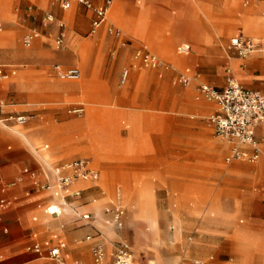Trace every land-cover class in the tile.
Returning a JSON list of instances; mask_svg holds the SVG:
<instances>
[{"label": "crops", "instance_id": "obj_1", "mask_svg": "<svg viewBox=\"0 0 264 264\" xmlns=\"http://www.w3.org/2000/svg\"><path fill=\"white\" fill-rule=\"evenodd\" d=\"M14 1L0 0V15L7 16ZM28 1L37 2L30 8L33 7L35 13L39 14L43 12V6L48 0ZM105 1L93 0L97 7L104 6ZM53 5L59 6L64 11L72 9L74 5L83 7L74 3L70 9L65 10L55 0H53ZM263 9L264 0H252L250 7H247L246 4L242 5V0H112L106 20L97 30L95 36L106 25L108 17L111 25L107 28V33L111 35L110 28L118 29L121 32V37L117 38L119 42L130 44H128L129 47H126L127 49L120 51L118 59H112L113 62H110L108 69H104L107 72L108 84L112 87L120 67L129 61V50L133 52L134 60L141 66V55L149 52L157 55L170 66L169 69L155 68L164 71L170 70L172 64L161 58L158 53L162 54L163 48L170 41L182 40L183 42L176 47L179 57L175 61L179 66L187 67L183 70H176L175 83H178V78L181 75H188L192 78V82L186 86L190 87V92H199V87L203 84L223 89L226 85L227 69H231L243 87L264 94V12L260 15V11ZM86 10L92 13L93 21L94 13ZM49 13L53 15L51 12H47L46 15ZM83 13H85L84 10ZM215 21L224 26L231 21L240 24L242 33L239 32L233 36L243 34L255 37L261 41L263 50L246 58H239L230 47V40L226 47L220 46L216 42V33L213 27ZM0 23L2 24L1 32L3 30L1 18ZM122 29L133 40L145 42L152 49L145 44L135 45L124 35ZM150 32L156 35V40L149 39ZM182 45H189L188 53L179 52L178 49ZM5 46L6 42L0 37V82L16 76L19 71L18 68L9 64L13 61L14 54L4 49ZM82 56H84L83 52ZM55 64L60 63H54L51 67L57 77L53 68ZM135 67L136 65L133 68ZM124 69L129 70V76L127 81L122 84L121 76ZM124 69L119 74L120 85H125L134 74L131 68ZM25 75L27 73L21 71L18 76ZM96 76L95 68L87 70L88 80L92 81ZM114 91L117 92V89L114 88ZM18 97L35 102L39 99V93L29 91L19 93ZM202 99V101L193 104L195 110L204 114L214 113L216 104L203 97ZM0 105L4 107L2 117L33 115L27 109L17 108L25 104L7 100L2 87H0ZM87 105L88 112L83 120L84 124L81 127V122H79L76 123V126L81 129L88 126L90 130L87 135L97 139L94 150L91 149V142L87 139V151L93 162L89 158L87 159L98 172L99 178L96 181H77L73 185V189L80 190L81 196L77 199H70L69 204L66 205H62V202L54 198L49 191L39 190L34 185V181L53 182L55 179L53 167L66 162L50 163L47 159L49 154L43 151L49 148L48 144H45L42 149L35 147L37 134L32 131L33 123H29L32 119L24 125H12L10 128L0 125V199L9 201L7 207L0 209V264H53L46 258L27 250V247L39 243L43 246L44 254H46V243L57 244L59 242L65 244L62 253L67 261L81 260L88 264H92V251L97 243H102L105 247V264H112L117 246L127 243L133 252L135 264H139L128 241H118L111 251L110 245L102 241L105 233L103 234L99 229L100 223L97 222L101 211H95L99 209L95 205L98 201H103L105 197L97 198L99 194L92 190L91 186H96L100 180V170L94 165L96 164L93 157L94 151L102 154L100 163L114 161L112 156L106 154L105 142L99 135L100 120L103 112L109 106L98 108L94 103L88 102ZM115 113L121 116V112L117 109ZM133 131L134 129L129 133L131 134ZM256 136L263 154L254 162L242 160L226 162L225 160L228 165H223L221 163L222 155L233 147L227 142L214 141L212 143L214 150L190 154L193 159L191 163L187 164L191 171L190 181L182 184L180 190L199 192L202 195L190 198L188 201L187 194L180 196L178 200L180 206L185 208L189 215L183 217L177 214L175 216L177 228L173 232L162 229L163 243L169 238L172 239L179 252L165 261L162 260L163 263L178 264L183 260L187 261L183 264H264V124L256 128ZM240 148L252 150L246 146H240ZM181 165L185 164H179V166ZM25 169L35 172L36 178L34 179L26 173ZM144 185L149 186L152 190L150 178H145L140 183V186ZM209 194H212V198L208 201L206 210H203V195L208 196ZM187 202L190 203L189 207L185 206ZM122 203V197L118 195L108 206L111 209L103 210L104 213H110L111 219L108 221L111 224L110 229L118 228L121 225L124 214L118 222H114L112 218L116 207L124 209ZM53 205L59 206L60 214L47 212V207ZM74 209L81 214L89 213L92 219L87 222L79 220L73 213ZM202 213L204 221L197 226L198 233L194 238H190L189 245L185 244L186 232L194 228V220ZM81 222L85 223L82 226L83 229H81ZM84 233H87L86 243L81 245V235ZM87 236L92 238L88 240Z\"/></svg>", "mask_w": 264, "mask_h": 264}, {"label": "rangeland", "instance_id": "obj_2", "mask_svg": "<svg viewBox=\"0 0 264 264\" xmlns=\"http://www.w3.org/2000/svg\"><path fill=\"white\" fill-rule=\"evenodd\" d=\"M35 4L37 2L15 0L8 15H0L3 21L0 37L6 42L4 49L14 54L13 61L9 64L19 69L16 76L1 81L0 87L4 89L7 100L25 104L17 108L27 109L33 114L29 123H33L32 131L37 134L35 147L42 149L45 144L49 145L43 151L49 154L47 159L50 163H63L79 157L89 158L93 162L87 151V138L94 140V143L97 139L87 135L90 130L88 126L81 129L76 123L85 119L87 102L94 103L98 108L109 106L100 120L99 135L105 142L106 154L112 156L114 161L96 162L94 165L100 170V180L96 186L89 185L99 194L97 198L105 197L95 205L99 208L95 211H101L97 222L100 223L99 229L105 233L102 241L110 245V251L118 241H128L139 264H165L162 260L179 253L175 242L170 238L163 244L155 241L154 228L149 225L152 221L132 216L127 198L129 195L125 191L143 188L145 185L140 186V183L145 178H150L160 212V227L173 232L177 228L175 216L189 215L180 206V196L187 194L188 201L202 195L199 192L180 190L182 184L190 181L191 171L187 165L193 161L190 154L214 150V141L225 143L215 135L210 124L209 117L213 113L204 114L195 110L193 104L203 100L201 94L198 91L190 92V87L175 83L176 70L187 67L179 66L175 61L179 57L176 47L183 41H170L163 48L162 54L158 53L172 64L168 71L142 67L129 50V61L120 67L111 87L104 69H108L112 59H118L120 51L127 49L130 43L121 44L116 37L107 33V28L111 25L108 17L106 25L95 36L91 34L92 13L84 7L74 5L72 9L64 11L53 5V0H48L43 6V12L36 14L33 7L30 8ZM245 4L250 7L252 0H242V5ZM47 12L55 16L54 23L46 21ZM263 12L264 9L260 11V15ZM59 22L64 23L62 30L66 36L64 46L60 49L55 46ZM213 27L216 42L223 47H226L234 34L242 33L241 25L234 21L226 26L215 21ZM31 30H36L39 36L30 47H25L22 38ZM122 31L135 45H148L133 40L123 29ZM155 36L149 33L151 41L156 40ZM148 47L151 48L149 45ZM54 63H60L64 67H79L81 78L73 83L59 80L51 70ZM93 68L96 69L97 76L90 81L86 73ZM124 68H133L134 74L125 85H120L119 74ZM21 71L27 75L19 77ZM29 91H37L39 99L29 102L18 97L19 93ZM77 105L84 107L82 116L69 112ZM116 109L121 112V116L115 113ZM133 129L130 134L129 131ZM230 151L229 148L222 155L223 165H228L225 158ZM118 195L123 200L124 216L120 228L110 229V213H104L103 210L111 209L108 206ZM211 198L212 194L203 195V210H206ZM189 205V202L185 203V206ZM203 221L202 213L194 220V228L186 232L185 244L191 243L190 238L196 236L197 226ZM83 224L85 223L81 222V229ZM86 234L81 235V245L86 243ZM185 262L187 261L182 260L178 264Z\"/></svg>", "mask_w": 264, "mask_h": 264}, {"label": "built area", "instance_id": "obj_3", "mask_svg": "<svg viewBox=\"0 0 264 264\" xmlns=\"http://www.w3.org/2000/svg\"><path fill=\"white\" fill-rule=\"evenodd\" d=\"M63 9H70L74 3L82 5L86 9L92 11L95 15L92 21L91 34L95 35L97 30L106 20L108 8L112 0H106L104 6H95L93 0H55ZM48 23H54L55 17L52 14L46 15ZM59 34L55 39L56 48L64 46L65 31L64 23L59 22ZM2 24L0 23V30ZM109 33L116 38L121 37V32L118 29L110 28ZM39 33L36 30H31L23 36L22 43L25 47H30L34 40L38 38ZM126 44V42H123ZM230 47L235 51L239 58H246L251 54L263 50L261 41L255 37L238 34L230 39ZM179 52L188 53L189 45L179 47ZM142 66L161 67L169 69L170 66L164 63L157 55L146 52L141 55ZM54 71L57 77L62 81L75 82L78 81L82 73L76 66L64 67L60 64L54 65ZM129 76V70L124 69L121 76V83L124 84ZM192 82V78L188 75H181L178 78V83L183 86H188ZM199 92L203 98L216 104V111L209 117L210 123L214 128L215 135L222 141L233 145L230 153L226 157V162L234 160L242 161H257L263 151L259 147V141L256 136V128L264 124V94L243 87L237 78L233 75L231 69H227L226 85L223 89H217L211 85L203 84L199 87ZM3 105H0V125L5 128H10L12 125H24L33 118V115H20L2 117ZM70 113L82 116L84 108L75 106L69 110ZM240 146L251 148L242 149ZM48 147L47 145L45 146ZM55 179L53 182L34 181V185L39 190L49 191L51 195L62 202V205L69 204L70 199H77L81 196L80 190L73 189V185L77 181H96L99 178L98 172L91 166L89 159L76 158L72 161L59 164L53 167ZM25 172L30 174L34 179L35 172L25 169ZM9 201L0 199V209L7 207ZM61 207V205H60ZM47 212L50 214H60L61 211L52 209V206L47 207ZM74 215L83 221H90L92 216L89 213H82L74 209ZM124 209L116 207L113 212V221L118 222ZM87 236L86 239H91ZM65 247L63 242L57 244L46 243V254L44 248L39 243H34L27 247V250L36 253L38 256L46 258L53 264H88L81 260L67 261L63 257L62 250ZM92 264H105L106 251L102 243H97L92 251ZM112 264H135L133 252L127 243H122L117 246Z\"/></svg>", "mask_w": 264, "mask_h": 264}, {"label": "bare ground", "instance_id": "obj_4", "mask_svg": "<svg viewBox=\"0 0 264 264\" xmlns=\"http://www.w3.org/2000/svg\"><path fill=\"white\" fill-rule=\"evenodd\" d=\"M83 124L84 123L82 121L81 127ZM89 140L91 142L90 145L91 149L93 150L96 149V144L94 143V140L92 139ZM93 157L96 163L100 161L102 154L98 151H94ZM126 193H128L129 195V197L127 198L130 202V209L132 210V216L139 220H151L152 224H150L149 222V225H151V227L154 228L155 241L159 244H162L163 243V239L161 237L162 228L160 227L159 224L160 212L156 204V201L154 199V195L151 188L146 185L143 188H138L137 190L134 191H125V194ZM52 209L60 210L58 205H53Z\"/></svg>", "mask_w": 264, "mask_h": 264}]
</instances>
